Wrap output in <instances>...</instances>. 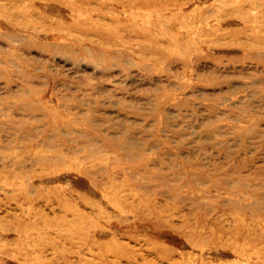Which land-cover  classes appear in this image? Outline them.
<instances>
[{"label": "rangeland", "instance_id": "rangeland-1", "mask_svg": "<svg viewBox=\"0 0 264 264\" xmlns=\"http://www.w3.org/2000/svg\"><path fill=\"white\" fill-rule=\"evenodd\" d=\"M0 264H264V0H0Z\"/></svg>", "mask_w": 264, "mask_h": 264}]
</instances>
